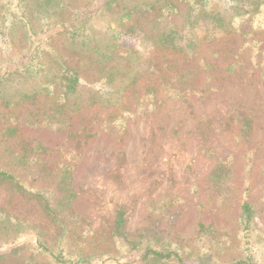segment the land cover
I'll return each instance as SVG.
<instances>
[{"label":"rangeland","instance_id":"1","mask_svg":"<svg viewBox=\"0 0 264 264\" xmlns=\"http://www.w3.org/2000/svg\"><path fill=\"white\" fill-rule=\"evenodd\" d=\"M88 1L64 0L65 8L57 19H66ZM141 1L120 0L94 19L83 34L86 44L52 39L50 46L78 73L79 91L69 99L76 106L69 105L64 114L68 125L55 131L24 123L41 118L40 105L36 112L25 105L5 108L1 100L0 164L14 163L18 140L57 149L56 154L29 164L20 176L26 184L53 191L60 166L71 167L70 186L76 198L65 221L68 234L64 243L71 252L89 256L91 264H143L136 251H127L111 238L119 208L125 211L124 229L132 236H143V244L169 246L190 263L201 258L207 264H229L243 256L238 218L245 199L255 211L252 259L254 264H264V28L251 29L245 36L250 23L233 18L228 36L200 42L192 58L151 51L143 43V53L155 69L142 72L115 105L116 85L109 86L96 76L99 64L85 50L93 45L102 48L109 29L119 28L124 8ZM176 6L178 11L158 28L164 30L168 21L174 27L183 26L189 6L192 14L203 10L205 16L224 9L217 0H206L204 5L181 1ZM152 16L147 13L146 20L138 17L147 32L153 26L148 25ZM198 24V34L211 31L207 16H201ZM9 26L7 20L0 19V66L19 59L26 47L18 29ZM124 44L131 46L132 40L125 39ZM183 72L185 76H181ZM149 82L156 85L153 97L144 94ZM2 87L5 98L16 100L21 93L37 88L38 80L25 75ZM91 92L113 98L108 103L95 98L98 102L91 105ZM45 101L41 98L40 104ZM243 118L250 122L248 131L243 128ZM13 120L19 137L5 141L2 130ZM42 165L54 174L34 181ZM218 165L224 169L220 179L213 180ZM0 207L40 224L46 229L48 244L56 240L36 203L0 187ZM198 224L210 227L217 236L200 235ZM35 246V232L24 231L0 247V254H6L0 264H42L44 259ZM15 247L23 249L9 254Z\"/></svg>","mask_w":264,"mask_h":264},{"label":"trees","instance_id":"2","mask_svg":"<svg viewBox=\"0 0 264 264\" xmlns=\"http://www.w3.org/2000/svg\"><path fill=\"white\" fill-rule=\"evenodd\" d=\"M119 1L89 0L82 7L74 9L73 14L71 13L66 19H57L56 15L65 8L64 0H0V19L7 20L10 29H18L26 41V47L23 48L19 59L0 66V101L3 100L4 107L15 108L18 105H25L33 107L37 112L40 105L43 107L41 118L33 121L25 120V124L55 131L59 130V126H67L68 122L64 120V114L67 113L69 105L76 106L75 102L69 103V99H73L78 93L80 80L77 71L67 65L66 58L58 56L50 43L54 38H63L74 44L77 42L86 44L83 40L87 36L83 34L88 25L117 6ZM181 1L195 5L206 4V0H144L131 4L124 8L119 28L109 29L106 44L102 48L93 45L85 50L99 64L96 76L109 86L116 85L115 105L119 103V95L125 88L133 85L142 72L155 69L156 65L143 53V43L149 45L151 51L182 54L192 58L200 42L209 43L220 36H228L231 33L233 18L250 23L251 28L244 33L245 36L251 32V29L264 28V0H217L225 10L217 9L206 15L212 28L211 31L200 34L195 29L199 28L198 22L201 16L206 17L205 12L199 10L198 13L192 14L189 10H192L191 6L185 10L187 12L184 15L183 26L174 27L168 21L166 28H170L164 30L158 28V24L178 11L176 4ZM147 13L153 14L148 24L153 26L148 32L138 20V17H144ZM146 19L148 18L144 17V20ZM259 20L261 21L257 25ZM125 39H131L132 45L126 46ZM120 49L123 51L120 52ZM112 61L114 64L108 65ZM185 73H181V76H185ZM25 75L36 78L38 87L21 93L16 100L14 97L5 98L2 86L15 77ZM91 93L89 97L91 105L98 102L95 98H102L103 103H108L113 98H107L108 94L101 96L97 95V92ZM155 93L156 85L149 82L144 87L145 96L153 97ZM41 98L46 100L42 104H40ZM36 112L33 113L34 117ZM241 122L244 130L248 131L250 122L244 118ZM14 137L18 139L19 132L17 123L13 120L3 128L1 138L9 141ZM16 148V153L13 155L14 163L0 164V187H4L10 194L26 202L36 203L46 222L54 229L57 238L53 244H48L44 240L47 235L46 229L40 224H33L26 218L14 216L0 207V247L12 243L24 231L31 230L35 232L36 237L35 251L45 260L42 264H91L89 256L80 252H71V247H67L64 243L68 234L65 221L68 214H71L70 205L76 198V193L70 186L71 167L68 164L60 166L53 191L26 184L20 176L23 169L42 157L56 154L57 149L48 150L38 142L28 143L24 140H18ZM5 151L9 152L8 149ZM13 167L18 169V172L11 169ZM223 169L221 165L216 166L212 173L213 180L220 179ZM52 174L54 170L42 165L33 180L51 178ZM254 216L252 205L245 199L240 206L238 218L243 256L229 264H254L252 259L255 246L253 239L256 232ZM75 219L79 220L77 217ZM124 228L125 211L119 208L115 214L111 238L127 251H136L139 261L143 264H195L187 262L178 250L169 246L155 247L151 246L149 241L143 244L141 239L143 236H132ZM197 228L200 235L217 236L216 231L210 227L198 224ZM20 248L11 249L9 254H15L23 249ZM5 255L0 254V259ZM196 264H207V260L200 258Z\"/></svg>","mask_w":264,"mask_h":264}]
</instances>
